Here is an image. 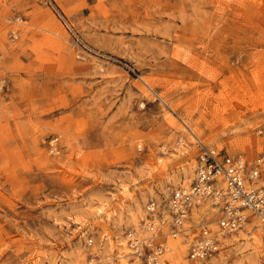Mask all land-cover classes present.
I'll return each mask as SVG.
<instances>
[{"label": "rangeland", "instance_id": "obj_1", "mask_svg": "<svg viewBox=\"0 0 264 264\" xmlns=\"http://www.w3.org/2000/svg\"><path fill=\"white\" fill-rule=\"evenodd\" d=\"M198 139L261 157L264 183V0H0V264H128ZM214 216L195 207L167 264L264 263L257 220L189 259Z\"/></svg>", "mask_w": 264, "mask_h": 264}, {"label": "built area", "instance_id": "obj_2", "mask_svg": "<svg viewBox=\"0 0 264 264\" xmlns=\"http://www.w3.org/2000/svg\"><path fill=\"white\" fill-rule=\"evenodd\" d=\"M197 143L200 148L190 183L174 188L164 201L150 198L146 218L125 232L128 264H167L165 254L174 250L169 238L189 228L193 210L203 202L211 205L215 216L198 222V232L187 246L189 259L201 262L218 255L222 236L251 220L264 225V183L259 182L262 158L249 162L241 154L210 148L200 139Z\"/></svg>", "mask_w": 264, "mask_h": 264}]
</instances>
